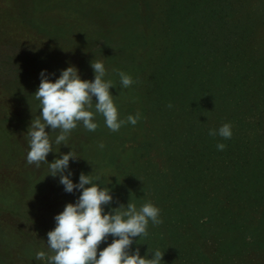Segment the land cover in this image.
Returning a JSON list of instances; mask_svg holds the SVG:
<instances>
[{
	"label": "rangeland",
	"instance_id": "rangeland-1",
	"mask_svg": "<svg viewBox=\"0 0 264 264\" xmlns=\"http://www.w3.org/2000/svg\"><path fill=\"white\" fill-rule=\"evenodd\" d=\"M93 59L120 117L141 118L113 132L96 114L95 131L78 125L47 159L72 148L73 180L100 177L108 211L130 200L160 208L162 223L134 239L141 255L264 264V0H0V264H47L36 253H50L54 216L80 194L27 163L26 131L41 111V70L58 77L74 64L94 79ZM228 122L230 139L209 135Z\"/></svg>",
	"mask_w": 264,
	"mask_h": 264
},
{
	"label": "clouds",
	"instance_id": "clouds-1",
	"mask_svg": "<svg viewBox=\"0 0 264 264\" xmlns=\"http://www.w3.org/2000/svg\"><path fill=\"white\" fill-rule=\"evenodd\" d=\"M90 65L94 79L82 78L79 67L74 64L61 69L58 77L55 71L50 73L42 69L40 72L41 82L35 98L41 111L26 131L29 147L26 161L37 167L46 163L48 175L58 177L65 192L80 194L75 202H68L54 216L55 227L48 231L46 241L50 253L41 250L35 258L46 259L47 264H160L164 253L159 249L148 248L144 255L139 248L132 250L136 237L141 239L148 235L149 222L162 223L158 206L146 202L138 207L130 200L108 211L106 206L112 204L114 197L109 187L98 183L100 177L93 178L81 172L79 180H73L70 161L79 156L72 148L52 161L47 159L50 152H57L54 145H69L68 134L78 125L95 131L98 127L94 119L96 114L103 116L105 125L113 132L127 123L135 125L141 118L139 112L129 114L126 119L120 117L111 91L115 84L105 78L108 72L105 63L93 59ZM113 71L118 73L122 88H129L135 82L129 73L117 68ZM49 126L51 131L46 130ZM54 131L58 134L53 138L50 133ZM209 135L230 139L232 125L228 122L218 129H209ZM103 147L101 143L99 148ZM216 147L223 150L226 145L218 142ZM109 237L112 242L100 248Z\"/></svg>",
	"mask_w": 264,
	"mask_h": 264
}]
</instances>
